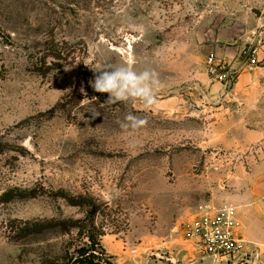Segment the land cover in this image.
<instances>
[{
  "label": "rangeland",
  "instance_id": "1",
  "mask_svg": "<svg viewBox=\"0 0 264 264\" xmlns=\"http://www.w3.org/2000/svg\"><path fill=\"white\" fill-rule=\"evenodd\" d=\"M129 60L156 73L151 108L89 85ZM245 130L263 136L239 151ZM262 142L264 0H0V264H264L260 219L228 261L183 235L202 203L264 202Z\"/></svg>",
  "mask_w": 264,
  "mask_h": 264
},
{
  "label": "built area",
  "instance_id": "2",
  "mask_svg": "<svg viewBox=\"0 0 264 264\" xmlns=\"http://www.w3.org/2000/svg\"><path fill=\"white\" fill-rule=\"evenodd\" d=\"M257 50L258 48H251L247 52L250 57L249 66L258 64ZM206 71L222 84L224 92L232 84L235 71L226 61L212 54L206 59ZM236 210L232 204L198 205L190 220L183 226L185 240L195 244L200 252L213 262L240 257L242 239L238 235Z\"/></svg>",
  "mask_w": 264,
  "mask_h": 264
},
{
  "label": "clouds",
  "instance_id": "3",
  "mask_svg": "<svg viewBox=\"0 0 264 264\" xmlns=\"http://www.w3.org/2000/svg\"><path fill=\"white\" fill-rule=\"evenodd\" d=\"M133 63L129 60L118 67L108 66L99 71V74L89 81V85L96 92L109 94L107 104L140 100L146 108H151L156 103L155 88L158 85L156 73L149 70L137 72ZM147 123L144 118L128 114L120 126L124 129H139Z\"/></svg>",
  "mask_w": 264,
  "mask_h": 264
},
{
  "label": "crops",
  "instance_id": "4",
  "mask_svg": "<svg viewBox=\"0 0 264 264\" xmlns=\"http://www.w3.org/2000/svg\"><path fill=\"white\" fill-rule=\"evenodd\" d=\"M246 77H247L246 75L243 76L244 79H247ZM262 136L263 133H258V131L245 130L243 132L242 138H240L239 140L237 139L236 140L237 142L234 140L233 144L235 145L237 143L236 144L237 148H241L239 149V151H243L244 149L247 148V146L250 147L252 144L258 141L261 142ZM263 147H264V142L260 144V147H258V149L254 150L257 156L261 157L262 155H264V149H262ZM228 199L232 201L231 203L237 205L236 218L237 221L240 223L239 234H243L245 237L249 238V235L253 234L254 232V231L252 232L254 227L252 226L251 223H253V221H255L256 219L258 220L260 219L262 220V222H264V202L248 205L245 203L246 199L243 197L242 193H240L237 196H230L228 197ZM263 228L264 227L262 226L259 227V229L261 230H263Z\"/></svg>",
  "mask_w": 264,
  "mask_h": 264
},
{
  "label": "trees",
  "instance_id": "5",
  "mask_svg": "<svg viewBox=\"0 0 264 264\" xmlns=\"http://www.w3.org/2000/svg\"><path fill=\"white\" fill-rule=\"evenodd\" d=\"M64 264H102L94 260V255L92 253L87 254L85 249H80L77 252L76 257L70 258ZM105 264H112L110 261H106Z\"/></svg>",
  "mask_w": 264,
  "mask_h": 264
},
{
  "label": "water",
  "instance_id": "6",
  "mask_svg": "<svg viewBox=\"0 0 264 264\" xmlns=\"http://www.w3.org/2000/svg\"><path fill=\"white\" fill-rule=\"evenodd\" d=\"M255 12H257V11L255 10Z\"/></svg>",
  "mask_w": 264,
  "mask_h": 264
}]
</instances>
